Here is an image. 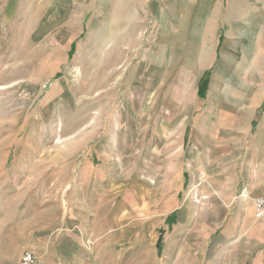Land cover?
Listing matches in <instances>:
<instances>
[{
  "label": "rangeland",
  "instance_id": "374dc122",
  "mask_svg": "<svg viewBox=\"0 0 264 264\" xmlns=\"http://www.w3.org/2000/svg\"><path fill=\"white\" fill-rule=\"evenodd\" d=\"M193 2L0 0V264H264V0Z\"/></svg>",
  "mask_w": 264,
  "mask_h": 264
},
{
  "label": "crops",
  "instance_id": "0c3cea01",
  "mask_svg": "<svg viewBox=\"0 0 264 264\" xmlns=\"http://www.w3.org/2000/svg\"><path fill=\"white\" fill-rule=\"evenodd\" d=\"M248 1L249 0H194L193 3L194 4L196 3L198 5V7L201 8V11L199 12V15H198L199 17H202L205 14H206V17H207L208 16L207 12H209V18L213 19V21H215L216 24H218L217 20L219 18H222V17H225V16H229V13H228L229 11H230V14L239 16L240 17L239 20H241V18H243V16H247L249 14ZM257 5L260 6L259 3H257ZM244 8H247L246 11H244ZM226 10H227V12H225ZM202 13H204V14H202ZM241 24H238V25H241ZM217 27H218V25H217ZM215 31L217 32V30H215ZM258 94H259V92L256 93V95H258ZM258 96H259L258 99L256 98L254 100V103H253L255 109H257V107H259V105L261 104V96H260V94ZM262 131H263L262 134H264V125H263V128H262ZM253 149L254 148L252 147L251 150H250V154L253 152ZM222 173H225L227 175V181H228L229 180L228 176L230 174L225 171V168L222 169ZM261 183H262V185L259 186L260 188L257 189L256 192H254V196L255 197H259V196H261L264 193L263 180H261ZM168 217H171V216L167 215L165 217L166 223H167V218ZM177 217H178V214L175 215V221H178ZM254 218H255V215H254ZM70 244H73V247H74L73 249H75V246L78 247L77 244H75V242L71 241ZM67 247L66 248L65 247L62 248L61 254L62 253L63 254L67 253ZM156 248H157V245H156ZM162 250H163V245H162ZM157 251H158V249H157ZM158 255H159V251H158Z\"/></svg>",
  "mask_w": 264,
  "mask_h": 264
},
{
  "label": "built area",
  "instance_id": "2783aa9c",
  "mask_svg": "<svg viewBox=\"0 0 264 264\" xmlns=\"http://www.w3.org/2000/svg\"><path fill=\"white\" fill-rule=\"evenodd\" d=\"M264 187V180H263ZM254 205V215L258 223L264 227V193L259 197L251 199ZM19 264H38L37 256L27 251L23 254Z\"/></svg>",
  "mask_w": 264,
  "mask_h": 264
},
{
  "label": "trees",
  "instance_id": "16d2710c",
  "mask_svg": "<svg viewBox=\"0 0 264 264\" xmlns=\"http://www.w3.org/2000/svg\"><path fill=\"white\" fill-rule=\"evenodd\" d=\"M253 125L255 124V122L252 123ZM175 223V214L171 215V217L167 218V225L171 226ZM157 249L159 251V255L162 254V236L160 235L158 242H157Z\"/></svg>",
  "mask_w": 264,
  "mask_h": 264
},
{
  "label": "bare ground",
  "instance_id": "6f19581e",
  "mask_svg": "<svg viewBox=\"0 0 264 264\" xmlns=\"http://www.w3.org/2000/svg\"><path fill=\"white\" fill-rule=\"evenodd\" d=\"M226 174L224 173V176H225Z\"/></svg>",
  "mask_w": 264,
  "mask_h": 264
}]
</instances>
